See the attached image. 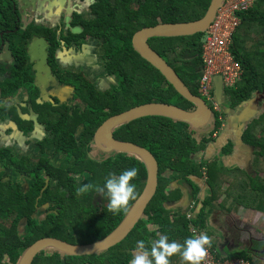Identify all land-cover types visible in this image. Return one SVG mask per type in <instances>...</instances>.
<instances>
[{"label":"flooded vegetation","instance_id":"obj_1","mask_svg":"<svg viewBox=\"0 0 264 264\" xmlns=\"http://www.w3.org/2000/svg\"><path fill=\"white\" fill-rule=\"evenodd\" d=\"M122 1L128 9L137 7L138 0L7 2L6 9L13 20L11 26L0 22V190L3 191L0 192V212H9L7 217L0 218V264H16L20 256L12 262L10 252L26 245V240L35 234L27 228L30 226L44 227L42 233L48 235L42 237L65 241L68 240L64 237L76 238L78 232L95 235V227H105L99 223L109 213L108 197L95 187L79 195L76 189L82 184L103 188L109 173H120V161L124 158L134 157L143 163L135 155L108 150L105 143L96 140L99 125L108 117L142 104L141 99L136 100L137 92L127 93L126 88L133 85L124 86L125 82L134 81L126 80L115 65L110 64L106 39L111 37L96 35L93 31L103 9H114ZM133 3L136 5L132 6ZM19 29L32 32L24 44L25 57H18L8 38ZM120 32L125 34L126 30L120 29ZM150 39L147 42L155 50ZM17 58L24 61L27 71L15 70L18 69ZM197 93L211 109L213 121L197 129L188 125L197 146L190 152L192 168L184 177L173 175L168 167L162 169L154 156L158 166L155 193L162 187L164 204L185 214L187 219L199 215L203 225L198 230L200 235L206 234L220 253L245 248L253 259L264 264V236L254 235L245 221L241 208L245 205L238 202L239 190L233 187L238 160L255 176L263 173L260 170L264 167V156L256 155L255 160L253 155L259 148L252 144L249 146L252 152L239 150V119L235 112L239 104L228 105L226 87L214 86L211 100ZM254 106L262 108L264 101L256 100ZM186 108L191 109V105ZM129 122L114 128L112 136L141 145L127 139L124 133L117 134V129ZM251 130L256 137L262 134L256 122ZM169 175L173 182L167 187L168 182L164 180H168ZM144 184L145 181L141 191ZM229 190L231 195H228ZM141 191L134 194L127 211ZM170 212L171 216L176 213L173 209ZM241 213L244 215L240 216ZM98 218H102L100 222ZM144 218L147 220L142 215L138 221L143 220L148 225ZM71 220L72 226L66 222ZM136 248L131 249L128 264ZM50 251L53 250L39 253L45 255ZM104 255V259L93 258L95 263L89 264L117 263L109 262L107 254Z\"/></svg>","mask_w":264,"mask_h":264},{"label":"trees","instance_id":"obj_2","mask_svg":"<svg viewBox=\"0 0 264 264\" xmlns=\"http://www.w3.org/2000/svg\"><path fill=\"white\" fill-rule=\"evenodd\" d=\"M7 2L9 0H0V22L3 23L5 21L10 25L13 16L6 9ZM209 2L210 0H138L135 9H128L126 2L122 1L117 3V6L113 7L114 9H103V13L99 14L95 20L93 31L96 35L111 37L109 40L106 39L108 41L107 54L110 56V64L112 66L115 65V68L121 72L126 80L132 79L134 81V83H124V86L133 85L126 88L127 93L137 92L138 99L136 100L141 99L140 102L142 103L158 101L175 104V101H180L179 104L175 105L183 108L191 105L190 102L177 93L153 65L139 56L131 46V36L141 27L154 25L158 22L197 19L205 13ZM238 15L241 22L232 35L230 51L240 63L243 72L240 80L234 86L226 88L229 106H234L235 103L241 104L249 99L254 91L264 92V53L259 52L264 46H259V41L264 40V0H253L248 7L238 11ZM120 29H125L126 33H121ZM31 35L32 32L30 33L28 29H19L11 32L8 36L12 49L16 48L18 57H25L24 44ZM202 35L203 32H199L193 35L153 37L150 39L155 50L172 66L194 94H198L197 84L202 67L200 40ZM120 39H122V42H120ZM23 63V60L21 62L17 58L18 69L15 70L27 71L28 68ZM113 112L111 111L110 113ZM254 122L258 124L262 131L259 137H256V134L251 130ZM187 128L188 124L185 122L152 115L129 122L124 127L119 128V130L117 129V134L124 133L127 139L147 147L157 158L162 169L168 167L174 172L173 175L184 177L192 168L189 162L191 161L190 152L197 146L195 136ZM239 136V150L245 149L243 151L248 152L250 150L252 152V148H249L250 144H252L254 147L259 148L253 155L256 159L252 158L257 160L256 155L264 156V112L260 114L257 120L249 124L243 132L241 131ZM239 153H242V151ZM133 167L137 169V175L130 180V183L133 182L135 184L136 190L134 189V194L136 195L141 191L146 177L143 163L134 157H127L120 161L119 169L117 166L116 169L122 172ZM246 168L247 166L236 170L241 175L244 173L249 182L248 184L246 182L233 183V187H237L239 190L237 200L245 206H249L245 204V201H248L251 206L264 211V179L259 174L252 176L249 172L242 170ZM262 168L264 170V167ZM227 176L229 177L230 174ZM0 192L3 191L0 190ZM230 192L229 190L228 195H231ZM165 199L163 188L159 186L153 199L144 210V215L150 226L147 227L148 225L143 220L138 221L137 226L125 240L123 239L121 243L106 251L95 255L72 256L53 250L45 255L38 253L31 264H89L95 263L92 260L93 258L104 259V253L107 254L109 262L128 264V260L132 255L131 249L136 248L135 242L143 240L145 246L150 248V242L159 239L161 235H167L169 242L175 241L176 238L180 237L182 239L181 245H183L186 238L192 237L188 225L192 223V228L200 230L201 226H203L201 225L202 220H200L199 215L187 219L185 214L178 213L173 207L164 204ZM131 202L132 199L129 200L127 209ZM32 209L33 207L31 206L30 210ZM172 209L173 212H176L174 216L170 215V210ZM8 212L7 210H2L0 218L7 217ZM126 212L127 210L123 209L116 214L109 211L104 221L100 222L102 218H98L99 225H104L105 227L101 229L95 227V235L83 233L86 237H81L78 232L76 238L64 237V239L72 243H89L99 240L106 236L123 219ZM66 222L71 224V226L74 224L72 220ZM27 228L34 230L35 234L26 240V245L20 249H14L13 253L10 252L12 262L17 261L26 246H29L43 235H48L42 233V230H44L42 226H30ZM74 240L75 242H73ZM226 257H242L248 261L247 264H261L260 260L253 259L245 248L228 251ZM172 258L178 263L181 261L180 264L187 263L179 253L173 254L168 258L169 264ZM100 261L102 262V260Z\"/></svg>","mask_w":264,"mask_h":264},{"label":"water","instance_id":"obj_3","mask_svg":"<svg viewBox=\"0 0 264 264\" xmlns=\"http://www.w3.org/2000/svg\"><path fill=\"white\" fill-rule=\"evenodd\" d=\"M223 1L210 0L205 13L197 19L178 22H158L154 25L143 26L132 35L131 40L134 49L164 76L179 95L190 102L191 109L167 102L142 103L108 117L99 125L96 140L100 139L105 143L108 150L126 152L137 156L146 167L144 187L124 218L106 236L89 243H70L51 236L38 238L23 250L16 264H31L34 257L43 250H56L64 254L78 256L102 252L123 240L139 218L144 215V210L157 187V161L154 155L145 147L130 141L114 139L112 130L131 120L152 115L164 116L176 121L185 122L194 129L205 126L208 123L210 124L212 111L209 106H207L200 96L190 91L172 66L147 41L153 37L185 36L205 31ZM213 83L216 87L222 85L219 75L213 78ZM256 100L264 101V94L254 91L249 99L239 104V107L243 108L246 118L249 115L252 118V115L256 114L257 111H264V106L262 108L255 107L257 105L254 106ZM242 117L241 114L238 115L239 120Z\"/></svg>","mask_w":264,"mask_h":264},{"label":"built area","instance_id":"obj_4","mask_svg":"<svg viewBox=\"0 0 264 264\" xmlns=\"http://www.w3.org/2000/svg\"><path fill=\"white\" fill-rule=\"evenodd\" d=\"M253 0H224L201 37L202 71L197 84L198 92L211 100L213 78L219 75L223 87H232L240 80L243 69L230 51L232 35L240 25L238 11L248 7ZM193 237L200 233L190 227ZM211 244V243H210ZM206 245V255L201 264H247L242 257L228 258L211 245Z\"/></svg>","mask_w":264,"mask_h":264},{"label":"clouds","instance_id":"obj_5","mask_svg":"<svg viewBox=\"0 0 264 264\" xmlns=\"http://www.w3.org/2000/svg\"><path fill=\"white\" fill-rule=\"evenodd\" d=\"M211 121H213V114ZM136 175L137 169L134 167L126 169L118 175L109 173L103 188L92 184H82L76 189V192L78 195L84 194L95 187L96 191L106 194L108 197V210L116 214L122 209L126 211L129 200L134 199L135 184L130 183V180ZM150 243V248H146L143 240L138 241L135 255H133L129 264H169L168 258L176 253H179L183 260L189 262V264H201L207 251L205 246L210 244V240L206 234H201L198 237L186 238L183 245H181L175 241L169 242L167 235H161L159 239Z\"/></svg>","mask_w":264,"mask_h":264},{"label":"rangeland","instance_id":"obj_6","mask_svg":"<svg viewBox=\"0 0 264 264\" xmlns=\"http://www.w3.org/2000/svg\"><path fill=\"white\" fill-rule=\"evenodd\" d=\"M138 2V1H137ZM136 5V3H133L132 4V6H135ZM262 45H264V40H260L259 41V46L261 47ZM259 52H261V53H264V46H263V49H261V51H259ZM238 115L239 114H241L243 117H242V119H240L239 120V125H238V131L240 132V131H242V129L244 128V127H246V126H248L249 124H250V122L251 121H254V120H257L258 119V117L260 116V113L261 112H259V111H257L256 112V114H253L252 116V118H251V116L249 115V117L248 118H246V115H245V112L243 111V108L240 106H238V107H236V111H235ZM257 115V116H256ZM260 132H262L261 130H260ZM235 142H237V141H235ZM191 159V158H190ZM236 161V160H235ZM190 162V161H189ZM234 162V161H233ZM233 162H231V165H233ZM236 165V164H235ZM243 166H244V164H243V161H241V160H238V163H237V167H239V168H243ZM256 166H257V164H256ZM192 167V166H191ZM258 167V166H257ZM258 169H259V167H258ZM263 169V168H262ZM260 170V171H262L263 173H260L259 175H261L260 177L261 178H263L264 179V170ZM245 171H247V168L246 169H244ZM179 173V172H178ZM243 175V176H242ZM242 175L241 174H239V173H237V176H236V182H241V183H243V182H246L247 184L249 183L248 182V178H247V176H245V174L244 173H242ZM170 175H169V178H168V180H164V182H168V184H167V187L173 182V180H170ZM170 180V181H169ZM161 181H162V183H163V179H161ZM246 183H245V185H246ZM246 203L245 204H248L250 207H253L256 211L255 212H252V214H247V213H245V215L243 216V217H245L246 218V220L245 221H247L248 223V225L251 227V230H254V235H257V234H262L263 236H264V211H262V210H260V209H257V208H255L254 206H251L250 204H249V202L248 201H245ZM88 212H90V211H88ZM144 220L145 221H147L145 218H144ZM149 226H150V224H148ZM81 237H86L84 234H82V233H80L79 234ZM71 242V241H70ZM73 242H75V240L73 241ZM211 245V244H210Z\"/></svg>","mask_w":264,"mask_h":264},{"label":"crops","instance_id":"obj_7","mask_svg":"<svg viewBox=\"0 0 264 264\" xmlns=\"http://www.w3.org/2000/svg\"><path fill=\"white\" fill-rule=\"evenodd\" d=\"M242 209H243V213L245 214V213H247V214H252V212H255L256 210L253 208V207H250V206H245V207H241ZM243 213H241V215L240 216H242V214ZM243 214V215H244ZM182 239L179 237V238H176L175 239V242H177V243H179V244H182V241H181ZM235 249L234 248H232V249H230V251H234ZM237 250V249H236ZM173 261V262H172ZM180 262L181 261H179V263L174 259V258H172L171 259V262H170V264H180ZM186 264H188V262L186 263Z\"/></svg>","mask_w":264,"mask_h":264}]
</instances>
